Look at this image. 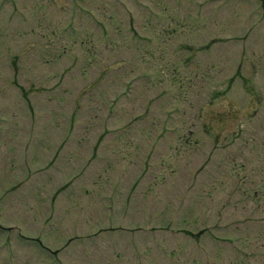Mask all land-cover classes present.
Returning a JSON list of instances; mask_svg holds the SVG:
<instances>
[{"label":"rangeland","instance_id":"obj_1","mask_svg":"<svg viewBox=\"0 0 264 264\" xmlns=\"http://www.w3.org/2000/svg\"><path fill=\"white\" fill-rule=\"evenodd\" d=\"M263 135L264 0H0V264H264Z\"/></svg>","mask_w":264,"mask_h":264}]
</instances>
